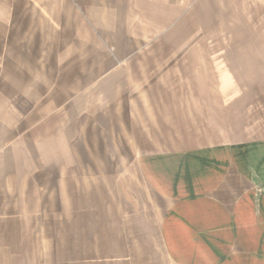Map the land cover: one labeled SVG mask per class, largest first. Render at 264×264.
I'll return each instance as SVG.
<instances>
[{"label":"crops","instance_id":"crops-1","mask_svg":"<svg viewBox=\"0 0 264 264\" xmlns=\"http://www.w3.org/2000/svg\"><path fill=\"white\" fill-rule=\"evenodd\" d=\"M205 1L0 0V264H264V28Z\"/></svg>","mask_w":264,"mask_h":264},{"label":"rangeland","instance_id":"rangeland-1","mask_svg":"<svg viewBox=\"0 0 264 264\" xmlns=\"http://www.w3.org/2000/svg\"><path fill=\"white\" fill-rule=\"evenodd\" d=\"M238 0H206L200 8L199 13L197 14V18H195V31H201L204 34L203 41L202 38L198 39V42H211V43H221V42H233V34L234 28L237 27L235 25V15H234V4L237 3ZM246 1V0H244ZM252 10H253V20L251 21V27L253 28H264V0H252ZM244 7H248V5L243 4ZM242 21V27H249L247 20H238ZM19 24L21 25V29H31V28H41L45 27V23L42 24L41 20H19ZM239 27V26H238ZM41 53L35 52L33 55L34 62L40 57ZM34 71V70H33ZM33 75L35 74L32 73ZM85 79H83L82 84L80 85V89H85ZM10 90L12 89L11 95L16 93L17 84H8ZM39 87V86H38ZM42 87V88H41ZM39 87L40 91L45 92V85H41ZM96 96H99V88L97 89ZM26 95H30L27 91L24 92ZM95 96L94 93H92ZM89 95H83L78 97L77 100L72 101V106H77L78 108H84L88 105ZM89 101L90 103H94V107L98 109L99 99L98 97ZM88 99V100H87ZM33 100V99H31ZM35 100V99H34ZM70 106V108L72 107ZM27 104L22 100H1L0 99V117L7 122V124H11L12 121H17V119L22 118L27 111ZM43 115H35V119H41ZM15 121V122H16ZM120 152V151H119ZM124 153L128 154V152L124 149Z\"/></svg>","mask_w":264,"mask_h":264}]
</instances>
